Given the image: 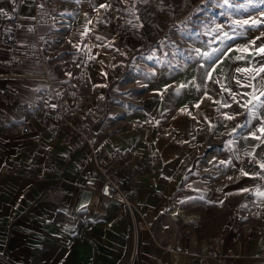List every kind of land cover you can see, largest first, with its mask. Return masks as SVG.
Returning <instances> with one entry per match:
<instances>
[{
	"label": "crops",
	"instance_id": "0c3cea01",
	"mask_svg": "<svg viewBox=\"0 0 264 264\" xmlns=\"http://www.w3.org/2000/svg\"><path fill=\"white\" fill-rule=\"evenodd\" d=\"M189 8L180 0H0V264L127 261L130 223L124 206L97 194L78 204L83 184L100 181L88 147L77 137L64 141L66 129L57 134L54 123L29 118L27 105L46 102L50 84L70 95L76 112L100 120L92 133L100 151L140 154L148 144L160 156L155 187L140 175L134 181L137 204L149 223V230L139 232L137 264H217L180 250L197 251L193 242L216 232L229 202L236 216L217 249L235 255L230 264H259L264 239L255 233L264 215L254 217L251 206L264 199V107L253 109L242 132L220 151L229 163L222 178L211 182L193 171L205 144L219 142L215 130L227 125L216 104L220 100L212 95L228 99L224 85L212 87L211 70L197 91L190 85L195 68L182 71L165 50L178 43L179 14ZM48 16H54V24L39 20ZM34 25L51 36L45 42L51 83L33 58ZM168 57L171 63L165 64ZM180 80L189 90L182 100L176 92ZM68 81L71 86L63 91ZM228 92L235 93L233 86ZM145 114L161 120V127H140ZM17 120L31 130L11 132L9 124ZM16 165L35 166L39 178L10 173ZM176 209L198 215L197 225L166 217Z\"/></svg>",
	"mask_w": 264,
	"mask_h": 264
},
{
	"label": "rangeland",
	"instance_id": "374dc122",
	"mask_svg": "<svg viewBox=\"0 0 264 264\" xmlns=\"http://www.w3.org/2000/svg\"><path fill=\"white\" fill-rule=\"evenodd\" d=\"M184 1L195 9L179 14L178 43L165 46V50L174 54L182 71H187L189 67L195 68L196 79L190 85L197 91L204 87L205 72L215 68L212 72V87L223 89L225 86L224 95L228 99H222L223 95H212L224 105L220 106V101L216 103L223 109L222 119L227 125L215 130L214 134L219 136V142L205 144L193 165V171L212 182L222 178L229 166L227 160L220 156V151L224 146H230V141L242 132L252 110L264 107V95H261L264 93V72L257 74V70L264 67V53L257 51L264 47V0H180L181 6ZM245 21L248 23H244ZM253 21L256 23L253 24ZM170 59L171 57H168L164 63L170 64ZM179 82L180 87L176 92L180 93L182 100L188 96L189 90L186 89L187 83L183 80ZM230 86L235 89V99L233 95L228 94ZM202 97L201 94L198 100ZM226 108L227 110H224ZM226 114L235 118L226 119ZM239 115L242 117L240 121ZM236 123L239 124L235 126ZM231 147L235 148V142H232ZM129 223L130 235L124 241L126 258L129 257L134 244V227L130 218ZM143 227L138 225V231Z\"/></svg>",
	"mask_w": 264,
	"mask_h": 264
},
{
	"label": "built area",
	"instance_id": "2783aa9c",
	"mask_svg": "<svg viewBox=\"0 0 264 264\" xmlns=\"http://www.w3.org/2000/svg\"><path fill=\"white\" fill-rule=\"evenodd\" d=\"M195 7L190 6L189 11H193ZM51 24H54V16L41 17ZM34 41H33V58L36 66L41 69L44 74L43 78L49 83L52 81L45 73L46 67L51 60L50 53L45 49V42L51 37L49 34H40L36 25L33 27ZM10 49L17 48V43L13 36L10 37ZM86 73V64L80 67L79 78L82 83H85L84 74ZM71 86L68 81L62 87L63 91H67ZM29 118L34 119L40 123L56 125L57 134L66 129L63 135V140L67 141L71 137H77L81 145L87 146L89 149V156L100 174V181L98 184L86 182L79 190V205L87 204L93 194L100 197L114 201L117 204L124 206L128 216L134 227V244L131 248V253L127 258L125 264L138 263V241L139 231L138 225H143L149 230V223L146 221L144 214L140 211L137 204V190L134 186V181L137 176L145 177L149 180V186L155 187L157 185V178L159 174L161 159L160 156L150 147L145 144V149L140 154L135 153L134 150H110L100 151L94 146L92 141V133L98 120L92 113L81 114L75 111L70 95L62 93L58 89H54L50 84L49 99L42 103L29 104L26 107ZM2 121V120H1ZM6 125V122H5ZM162 122L154 118L150 114H145L140 122V127L148 129H157L161 127ZM9 130L17 133H27L31 130V125L23 120H17L9 124ZM54 140V138H53ZM51 149L47 148L45 156H49ZM203 159V158H202ZM35 166L24 167L22 165L13 166L9 172L15 174H22L30 178H39L34 172ZM171 177L166 178V182L170 183ZM251 214L254 217H261L264 215V199L254 200L251 206ZM236 216V206L229 202L227 204V211L222 221L219 223L214 234L201 237L193 242V246L197 251H192L189 247H184L180 250L183 254H192L202 259H211L217 264H230L235 258L234 254L226 251H219L217 247L222 243L232 220ZM170 219H178L184 223H192L195 227L198 223V215L193 213H185L182 209H176L174 213L166 214ZM264 239V225L260 226L255 233ZM172 253H176L172 251ZM259 264H264V247L259 255Z\"/></svg>",
	"mask_w": 264,
	"mask_h": 264
},
{
	"label": "snow or ice",
	"instance_id": "6c2138e0",
	"mask_svg": "<svg viewBox=\"0 0 264 264\" xmlns=\"http://www.w3.org/2000/svg\"><path fill=\"white\" fill-rule=\"evenodd\" d=\"M101 7H104V5H102ZM2 11L3 10L0 9V12H2ZM244 23H248V21H245ZM255 23H256V21H253V24H255ZM257 39H259V37ZM257 51L260 52V53H264V47H261V48L257 49ZM214 71H215V68H213L212 71H209L207 73V78L208 79H211L212 78V72H214ZM238 71H245L246 72V71H249V70L248 69H238ZM259 72H264V67L259 68L257 70V74ZM237 82L239 83V81H237ZM261 95H264V93H261ZM254 98L257 99V100L259 99L258 97H254ZM233 99H235V95L234 94H233ZM248 103H251V101H248ZM262 104H264V102H262ZM222 106H224V105H222ZM228 106H230V105H228ZM225 118L231 120V119H234L235 117L234 116H229V115L226 114ZM261 131H264V128H262ZM253 136H255V134H253ZM261 167H264V165H261ZM242 174L243 175H247V173H242Z\"/></svg>",
	"mask_w": 264,
	"mask_h": 264
}]
</instances>
